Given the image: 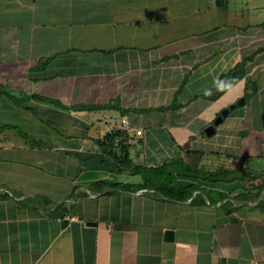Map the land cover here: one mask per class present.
Segmentation results:
<instances>
[{
	"label": "crops",
	"instance_id": "obj_1",
	"mask_svg": "<svg viewBox=\"0 0 264 264\" xmlns=\"http://www.w3.org/2000/svg\"><path fill=\"white\" fill-rule=\"evenodd\" d=\"M0 264H264V0H0Z\"/></svg>",
	"mask_w": 264,
	"mask_h": 264
},
{
	"label": "trees",
	"instance_id": "obj_2",
	"mask_svg": "<svg viewBox=\"0 0 264 264\" xmlns=\"http://www.w3.org/2000/svg\"><path fill=\"white\" fill-rule=\"evenodd\" d=\"M126 131L124 130H115L108 132L103 139L99 140V144L102 146L104 153L113 161H115L119 168L124 169H130L132 174H140L142 175L143 183L140 185L137 184H129V183H98V186H112V187H118L129 191H135L141 188H151L153 187L156 190H159L161 193L165 194L166 196H171L172 198H179V192L183 193L184 191H187V195L185 198H189L191 196L193 190H189L185 186L181 185L180 183L173 184L171 187L170 185L166 186L163 179H165L166 171L168 167L166 164H162L159 167H156L155 169H146L141 166H134L129 158V147L131 144L127 143L126 140H121L118 145H116L117 139L124 137L126 135ZM188 168V167H187ZM149 170H151L149 172ZM148 171V172H147ZM195 176L209 179V178H222L225 175H227L229 172L226 170H220L218 172H202L199 170H193ZM171 179V175H168ZM165 185V186H164ZM263 189V188H262ZM261 187H258V190H262ZM260 193V192H258ZM184 194V193H183ZM259 196V194H257ZM178 196V197H177ZM178 199V200H179ZM183 200V198L181 199Z\"/></svg>",
	"mask_w": 264,
	"mask_h": 264
},
{
	"label": "water",
	"instance_id": "obj_3",
	"mask_svg": "<svg viewBox=\"0 0 264 264\" xmlns=\"http://www.w3.org/2000/svg\"><path fill=\"white\" fill-rule=\"evenodd\" d=\"M216 1H217V4H220L222 0H216ZM245 103H246V99L241 98L235 105H232L229 108L224 109L221 115H219L218 118L214 121V123H212L205 129L206 135L208 136L214 135L217 131L216 129L217 125H219L222 122V120L229 115L230 111L234 109L236 106H242ZM92 224H95V223L89 222V225H92Z\"/></svg>",
	"mask_w": 264,
	"mask_h": 264
},
{
	"label": "built area",
	"instance_id": "obj_4",
	"mask_svg": "<svg viewBox=\"0 0 264 264\" xmlns=\"http://www.w3.org/2000/svg\"><path fill=\"white\" fill-rule=\"evenodd\" d=\"M121 140H126V142L129 144H136L137 143V141L133 137L128 135L127 138L121 137V138L117 139L116 145H118Z\"/></svg>",
	"mask_w": 264,
	"mask_h": 264
}]
</instances>
